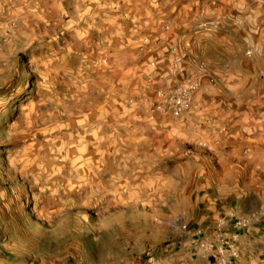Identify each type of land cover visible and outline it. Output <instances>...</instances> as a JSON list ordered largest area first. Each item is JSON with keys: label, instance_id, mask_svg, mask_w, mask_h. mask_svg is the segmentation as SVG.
Returning <instances> with one entry per match:
<instances>
[{"label": "rangeland", "instance_id": "rangeland-1", "mask_svg": "<svg viewBox=\"0 0 264 264\" xmlns=\"http://www.w3.org/2000/svg\"><path fill=\"white\" fill-rule=\"evenodd\" d=\"M263 202L264 0H0V264H241Z\"/></svg>", "mask_w": 264, "mask_h": 264}, {"label": "crops", "instance_id": "crops-1", "mask_svg": "<svg viewBox=\"0 0 264 264\" xmlns=\"http://www.w3.org/2000/svg\"><path fill=\"white\" fill-rule=\"evenodd\" d=\"M264 202L249 209L247 224L239 236L241 264H264Z\"/></svg>", "mask_w": 264, "mask_h": 264}]
</instances>
